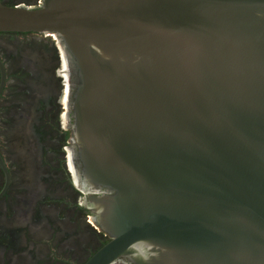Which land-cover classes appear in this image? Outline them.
I'll list each match as a JSON object with an SVG mask.
<instances>
[{"label": "water", "instance_id": "1", "mask_svg": "<svg viewBox=\"0 0 264 264\" xmlns=\"http://www.w3.org/2000/svg\"><path fill=\"white\" fill-rule=\"evenodd\" d=\"M0 33L66 58L76 182L112 239L86 264H264V0L0 2Z\"/></svg>", "mask_w": 264, "mask_h": 264}, {"label": "flooded vegetation", "instance_id": "2", "mask_svg": "<svg viewBox=\"0 0 264 264\" xmlns=\"http://www.w3.org/2000/svg\"><path fill=\"white\" fill-rule=\"evenodd\" d=\"M0 60V264H86L112 239L76 183L63 50L49 36L0 33Z\"/></svg>", "mask_w": 264, "mask_h": 264}, {"label": "bare ground", "instance_id": "3", "mask_svg": "<svg viewBox=\"0 0 264 264\" xmlns=\"http://www.w3.org/2000/svg\"><path fill=\"white\" fill-rule=\"evenodd\" d=\"M66 59V58H65ZM65 65H66V61H65ZM67 77H68V75H67ZM69 95H70V89L68 90V92H67V103H68V99H69ZM73 162H74V160H73ZM76 172H77V169H76ZM77 183V182H76ZM78 185V187H79V184H77Z\"/></svg>", "mask_w": 264, "mask_h": 264}, {"label": "rangeland", "instance_id": "4", "mask_svg": "<svg viewBox=\"0 0 264 264\" xmlns=\"http://www.w3.org/2000/svg\"><path fill=\"white\" fill-rule=\"evenodd\" d=\"M72 154H73V153H72ZM72 154H71V155H72ZM71 190H72L73 192L76 191V188H75L74 184L71 185ZM62 217H63V215H62Z\"/></svg>", "mask_w": 264, "mask_h": 264}]
</instances>
